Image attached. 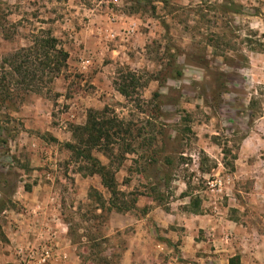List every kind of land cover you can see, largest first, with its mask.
Returning <instances> with one entry per match:
<instances>
[{
	"label": "rangeland",
	"instance_id": "1",
	"mask_svg": "<svg viewBox=\"0 0 264 264\" xmlns=\"http://www.w3.org/2000/svg\"><path fill=\"white\" fill-rule=\"evenodd\" d=\"M42 32L67 51V66L0 108V242L13 261L19 263L16 242L2 226L7 216L13 226V217L31 211L19 202L31 185L45 187L37 204L57 209L67 226L61 244L71 246V264H106L105 257L120 264L142 209L185 208L186 197L201 195L227 205L226 192L241 203L252 181L264 178L263 152L240 151L264 113V0H0V60ZM130 75L124 97L116 87ZM103 109L126 132L112 155H92L111 164L118 190L144 204L128 211L121 230L110 224L106 205L90 198L109 197L99 176L79 172L86 163L64 146L77 143L73 127ZM125 144L133 152L123 156ZM217 178L222 192L209 186ZM230 178L236 188H225ZM142 229L140 264H166L181 252L180 239L158 245L155 224ZM96 244L93 258L89 246Z\"/></svg>",
	"mask_w": 264,
	"mask_h": 264
},
{
	"label": "crops",
	"instance_id": "2",
	"mask_svg": "<svg viewBox=\"0 0 264 264\" xmlns=\"http://www.w3.org/2000/svg\"><path fill=\"white\" fill-rule=\"evenodd\" d=\"M261 106H264V100ZM255 122L257 125L255 130L248 131L242 138L240 151L247 156L262 152L264 154V113H261ZM243 168L248 171L252 170L247 163L243 165ZM236 182L230 178V185L225 188H229L231 185L232 188H236ZM252 188L250 192L244 193V201L241 203L237 195L227 192L225 193L226 196H229L227 205L220 201H209L202 195L198 196L199 207L196 212H191L186 206L189 204V196L186 197L187 202L180 203L185 208L170 207L171 209L166 212L161 206L153 205L141 217L133 218L137 223L136 232L130 248L124 250L120 264L141 263V258L145 255L139 254L144 247L141 242L145 241L141 235L144 234L142 228L149 224H155L162 229L160 236L163 238V242H158V245L163 246L169 240L174 242V240L180 239L178 248L181 252L177 255L167 256L166 264H264V178L260 177L258 180L252 181ZM42 190L45 191V187L40 184L31 185L29 190H23L19 202L23 206H27L34 215L32 214L31 218L28 211L24 215L23 213L17 214L16 217H13L16 222V224H12L13 226L10 225L11 222L7 216V221L2 226L3 232L11 243L16 242L15 245H12L14 252L18 248L25 247L28 242L37 244L42 236L44 238L53 236L59 253L65 254L66 258L58 259L51 264H71L73 262L72 248L67 244L64 246L61 244L65 237L64 234L67 232V226L61 222L57 209L44 208L37 204L41 202L39 198H41ZM133 201L134 203H132ZM115 202L122 208L132 204L134 208L144 205L139 202L138 196L132 198L124 193L117 195ZM151 203L153 204L152 201ZM4 213L6 211L2 210L1 214ZM127 213L128 211L120 213L112 209L110 211L112 227H117V230L123 229L126 222L130 221ZM35 220L39 221L41 225H31ZM52 221H55V225L51 223ZM172 225L177 228L179 233L176 236ZM42 226L47 227L43 228ZM146 235L149 239V235ZM7 248L5 243L0 242V264H9V262L19 264L13 261L12 253H6Z\"/></svg>",
	"mask_w": 264,
	"mask_h": 264
},
{
	"label": "trees",
	"instance_id": "3",
	"mask_svg": "<svg viewBox=\"0 0 264 264\" xmlns=\"http://www.w3.org/2000/svg\"><path fill=\"white\" fill-rule=\"evenodd\" d=\"M67 59V51L48 32H42L40 36L34 37L29 46L22 47L10 56L3 57L0 60V108L7 102L15 100L19 96L18 91L31 92L51 83L67 66ZM122 79L123 82L116 87V90L126 97L128 96V83H132L134 76H124ZM122 124L114 117H106V109L100 112L90 111L85 125L75 126L71 131V135L77 143L67 142L64 144L72 152L75 159L86 163L79 172L84 171L85 176H99L101 185L110 196L105 200L101 194L95 192V195H91L90 198L99 201L102 206L106 205L107 213H110L112 209L121 213L134 208L133 204L122 208L115 202L117 195L122 194V192L117 188L114 171H111V164L104 165L92 155L93 150L102 152L106 156L112 155L114 150L112 148L119 141V137L120 140H124L121 136L126 131L123 132ZM124 146L123 156L133 152L129 144ZM188 207L191 212H196L199 207V200L190 199ZM146 210L142 209V212L145 214ZM99 246V244L89 246V250L91 248L89 252L91 256H94L93 258H96L94 254L98 253ZM106 258L102 259L106 264H110ZM100 259L99 256L98 262H102Z\"/></svg>",
	"mask_w": 264,
	"mask_h": 264
},
{
	"label": "built area",
	"instance_id": "4",
	"mask_svg": "<svg viewBox=\"0 0 264 264\" xmlns=\"http://www.w3.org/2000/svg\"><path fill=\"white\" fill-rule=\"evenodd\" d=\"M83 63L87 64L88 61ZM224 185L220 178L209 183L211 190L215 192H222ZM16 255L19 257V264H51L58 259L66 258L65 254L59 253L53 236L46 238L42 236L37 245L28 242L25 247L16 249Z\"/></svg>",
	"mask_w": 264,
	"mask_h": 264
}]
</instances>
